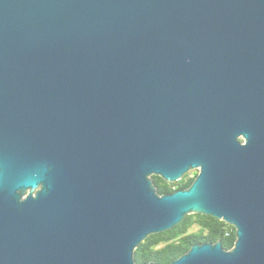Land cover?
Segmentation results:
<instances>
[{
  "label": "water",
  "instance_id": "1",
  "mask_svg": "<svg viewBox=\"0 0 264 264\" xmlns=\"http://www.w3.org/2000/svg\"><path fill=\"white\" fill-rule=\"evenodd\" d=\"M191 214L234 243L170 264H264V0H0V264H136Z\"/></svg>",
  "mask_w": 264,
  "mask_h": 264
},
{
  "label": "trees",
  "instance_id": "2",
  "mask_svg": "<svg viewBox=\"0 0 264 264\" xmlns=\"http://www.w3.org/2000/svg\"><path fill=\"white\" fill-rule=\"evenodd\" d=\"M158 194H169L175 190L187 188L193 181L188 174L174 183L163 181L157 176H152ZM198 226L199 233H191L189 230ZM202 229L207 233L203 234ZM219 240L225 249H230L234 243V228L211 216L191 214L185 216L171 229L157 234L149 235L134 250L136 264L153 262L154 264H170L184 254L192 244L202 241L214 242Z\"/></svg>",
  "mask_w": 264,
  "mask_h": 264
},
{
  "label": "flooded vegetation",
  "instance_id": "3",
  "mask_svg": "<svg viewBox=\"0 0 264 264\" xmlns=\"http://www.w3.org/2000/svg\"><path fill=\"white\" fill-rule=\"evenodd\" d=\"M197 173H198V171H197V169H195V170H192L190 173L188 172L187 174H188V177L189 178H193V180H194V178L196 177V175H197ZM186 175V174H185ZM184 177V176H183ZM182 177V178H183ZM181 178V179H182ZM180 179V180H181ZM179 181V180H178ZM177 182V181H176ZM174 183V182H173ZM190 186V185H189ZM188 186V187H189ZM184 189H186V188H184ZM179 190H181V189H179ZM176 191V190H175ZM200 230H201V228L200 227H198V226H195L193 229H190L189 230V232H191V233H199L200 232ZM202 232H203V234H206L207 233V230L206 229H202ZM216 241H218V240H216ZM216 241H214V242H216ZM207 241H202V242H200V243H206ZM214 242H210V243H214ZM195 244H198V243H195ZM193 245V244H192ZM222 245V244H221Z\"/></svg>",
  "mask_w": 264,
  "mask_h": 264
},
{
  "label": "rangeland",
  "instance_id": "4",
  "mask_svg": "<svg viewBox=\"0 0 264 264\" xmlns=\"http://www.w3.org/2000/svg\"><path fill=\"white\" fill-rule=\"evenodd\" d=\"M190 172H191V171H190ZM190 172H189V173H190ZM194 227H195V226H194ZM194 227H192L191 229H193Z\"/></svg>",
  "mask_w": 264,
  "mask_h": 264
}]
</instances>
